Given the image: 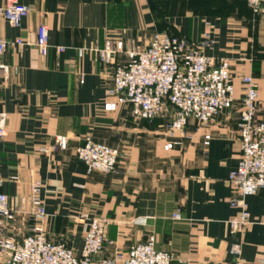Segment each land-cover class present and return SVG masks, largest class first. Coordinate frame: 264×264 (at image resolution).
I'll return each instance as SVG.
<instances>
[{"label": "crops", "instance_id": "1", "mask_svg": "<svg viewBox=\"0 0 264 264\" xmlns=\"http://www.w3.org/2000/svg\"><path fill=\"white\" fill-rule=\"evenodd\" d=\"M9 1L29 13L18 27L0 20V36L33 41L44 24L49 49L44 57L33 45L3 56L10 72L1 79L7 123L0 193L16 201L28 193L31 175L40 180L45 236L78 256L87 216L109 222L103 256L153 234L171 264H264V190L246 199L250 224L234 236L227 222L238 208L229 205L226 182L240 159L241 76L253 78L264 104V16H254L247 0H0V6ZM154 34L191 44L209 34L213 45L204 55L229 61L236 89L232 108L204 128L190 121L189 139L170 152L162 148L165 120H137L124 107L104 111L113 66L98 64L88 51L118 41L146 46ZM204 135L211 137L206 147ZM56 136L69 139L68 149L39 154ZM83 136L120 152L116 172L86 173L74 152ZM235 244L239 256L230 253Z\"/></svg>", "mask_w": 264, "mask_h": 264}, {"label": "built area", "instance_id": "2", "mask_svg": "<svg viewBox=\"0 0 264 264\" xmlns=\"http://www.w3.org/2000/svg\"><path fill=\"white\" fill-rule=\"evenodd\" d=\"M247 5L254 16H264V0H247ZM28 13V7L14 1L0 6V20L12 27H18ZM30 45L42 57L47 54L49 43L44 24L36 27L33 41H6L0 36V92L1 79L10 72L3 63L5 52ZM212 45L209 34H204L197 44L167 34H154L146 46L118 41L91 48L88 51L95 62L113 66L112 82L105 91L104 111L115 112L124 107L137 120L163 119L166 121L163 151L182 147L189 139L186 128L190 121L197 129L204 128L235 102L229 61L204 55ZM62 50L58 48L59 52ZM239 82L243 86L238 121L240 159L226 180L233 190L229 205L238 208L237 215L227 222L229 233L234 236L242 234L250 224L246 199L264 190V104L258 99L257 84L251 76H241ZM6 123V114L0 112V139L5 136ZM210 140V135H204L203 146ZM68 145L67 137L56 136L50 145L39 147L38 152L42 155L63 152ZM74 152L87 174L116 172L121 156L117 149L95 142L90 136L79 138ZM42 190V182L31 175L28 193L16 201L0 193V264H171L170 254L156 249L153 234L127 251L103 256L109 226L104 218L82 216L86 223L79 256L64 244L49 242L43 229L46 213ZM172 219L180 220L179 212ZM230 253L239 256L241 246L233 245Z\"/></svg>", "mask_w": 264, "mask_h": 264}]
</instances>
